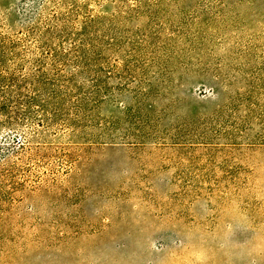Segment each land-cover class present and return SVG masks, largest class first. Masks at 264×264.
Wrapping results in <instances>:
<instances>
[{
    "label": "rangeland",
    "instance_id": "rangeland-1",
    "mask_svg": "<svg viewBox=\"0 0 264 264\" xmlns=\"http://www.w3.org/2000/svg\"><path fill=\"white\" fill-rule=\"evenodd\" d=\"M0 264H264V0H0Z\"/></svg>",
    "mask_w": 264,
    "mask_h": 264
}]
</instances>
